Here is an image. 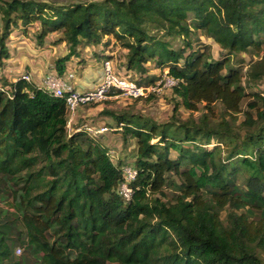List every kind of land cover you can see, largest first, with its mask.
Listing matches in <instances>:
<instances>
[{
  "label": "trees",
  "instance_id": "16d2710c",
  "mask_svg": "<svg viewBox=\"0 0 264 264\" xmlns=\"http://www.w3.org/2000/svg\"><path fill=\"white\" fill-rule=\"evenodd\" d=\"M0 13V63L13 30L38 22V45L53 33L68 44L59 75L80 44L102 45L94 55L105 60L114 40L129 70L151 61L168 69L175 110L204 109L181 122L117 116L123 140L137 141L127 200L122 164L97 136L69 130L65 97L0 76V264H264V93L248 92L230 64L235 53L264 50V0H0ZM193 30L228 55L193 49ZM247 78H264L263 56ZM217 103L224 116L213 119Z\"/></svg>",
  "mask_w": 264,
  "mask_h": 264
},
{
  "label": "rangeland",
  "instance_id": "374dc122",
  "mask_svg": "<svg viewBox=\"0 0 264 264\" xmlns=\"http://www.w3.org/2000/svg\"><path fill=\"white\" fill-rule=\"evenodd\" d=\"M50 1V0H46ZM56 2L67 4L71 3L77 0H54ZM2 26L1 22V13H0V28ZM39 26V23H34L32 25H29L27 30V37L30 38V41L28 43V51H30L29 48H33L35 45L36 47L38 44L36 43L35 39V32L37 30V27ZM24 29L20 26L13 30V33L11 34L9 41H7L8 45H11L10 40L13 39L12 36L15 35V33H19L20 31H23ZM153 32V30H151ZM155 34L161 35L162 32H154ZM21 34V33H20ZM22 34H24L22 32ZM59 34V33H55ZM113 39L112 36H105L104 40L110 41V39ZM115 39V38H114ZM8 40V39H7ZM190 41L193 49L195 50H204L206 47L211 48L212 58L215 60L217 59H223L228 54L227 51L220 47V45L210 36L205 34L204 32L200 30H193L190 35L186 37V42ZM31 42V43H30ZM174 43L179 46L184 45V41L182 37H176L174 39ZM118 46L115 47L116 54L112 55L113 59V66L115 67V70L117 74L119 75H130V79L138 82L142 86H147L154 88V90H151L146 95H142L140 97L131 96L128 94H124L121 92L110 94L108 97L94 101L88 104H85L84 108V115L89 113L91 115L87 116L84 122H87L88 124L98 127L101 124H106L111 128H114V130L110 131L109 134V141L112 145V149L107 150L110 156L112 157L113 161L120 162L122 164V167L125 166H134L135 165V158L137 153V141L132 138H128L127 141L123 140L121 130L117 131L120 127V124L117 122V116L123 115V114H138L149 117L151 120H153L156 123H162L167 121H176L179 120L185 121L187 119H198L201 113L204 111L202 108V104L200 105V110L191 112L184 108L182 105H179L178 109L175 110V104L178 101V97L174 94L172 85H170V82H168L166 79L168 74V69L165 68L164 70H161L155 62L151 61L146 64L147 71L141 72L139 70H129L126 67V60L125 55L127 53V49L123 46H121L120 43H116ZM41 46V45H40ZM189 52V48H186V53ZM264 57V50L259 54L256 55L252 51L248 52H242V53H235L230 56V64L233 67L240 68L244 75V83L246 84V90L250 93L254 91H262L264 93V78H262L257 84L249 82L247 78L248 70H249V64L257 60L260 57ZM8 58H4L3 62H6ZM74 61V59H73ZM70 64V63H69ZM1 65V63H0ZM153 77V80L151 81L150 78ZM163 79H165L163 81ZM161 84L159 85V83ZM251 97L249 96L246 100H249ZM245 106V104H244ZM216 112L214 115H212L213 119H220L224 116L223 108L220 103H217ZM241 119L243 118L242 115H240ZM89 119H92V121H89ZM91 122V123H89ZM154 142L157 141V138L153 140ZM213 146V142L211 141L208 144V147ZM170 155L172 157H177L178 152L177 151H171ZM176 178V177H175ZM8 204L0 199V208H6ZM225 214V212H224ZM223 214V215H224ZM24 254V248L21 245H18L16 247V256L21 257ZM262 256L264 259V252H262Z\"/></svg>",
  "mask_w": 264,
  "mask_h": 264
},
{
  "label": "crops",
  "instance_id": "0c3cea01",
  "mask_svg": "<svg viewBox=\"0 0 264 264\" xmlns=\"http://www.w3.org/2000/svg\"><path fill=\"white\" fill-rule=\"evenodd\" d=\"M12 37L13 39L10 41L13 44L8 45L10 56L6 62H2L0 65V76H3L8 81L13 82L24 74H29L32 83L40 86L48 77H56L66 89L85 90L94 87L102 78L104 58L94 55V51L103 49L102 45L95 46L92 43L85 42L80 44L78 46L79 55L72 56L66 62L65 72L59 75L56 68V60L66 55L69 51L68 44L65 41L54 43L55 39L61 37L60 34H50L43 45H38L37 47L35 45L33 48H29L30 51L26 47L30 41V38L26 34H22V31H20ZM117 46L115 41L112 40L102 53L110 54L111 56L115 55V47ZM124 59L126 60V55ZM84 108L85 104L77 108L68 123L70 131H76L84 125H90L84 122L85 119L83 118L91 115L89 113L84 115ZM89 121H92V119H89ZM103 126L108 127V130L100 133L97 138L109 150L112 149V145L109 141L108 133L114 130V128L109 127L105 123L98 127Z\"/></svg>",
  "mask_w": 264,
  "mask_h": 264
},
{
  "label": "built area",
  "instance_id": "2783aa9c",
  "mask_svg": "<svg viewBox=\"0 0 264 264\" xmlns=\"http://www.w3.org/2000/svg\"><path fill=\"white\" fill-rule=\"evenodd\" d=\"M22 77L27 81H31L29 74H24ZM166 78V80L170 82V85L172 86L177 82V80L169 74H167ZM164 80L165 79H163V81ZM160 84L161 82L159 85ZM40 86L56 96L66 98L69 109L68 123L80 105L102 100L113 93L120 94L123 92L124 94L140 97L142 95L148 94V92L151 90H154V88L139 85L136 81L130 79V75L117 74L115 67L113 66V60L111 58L103 60L102 78L92 88L85 90H77L74 88L66 89L61 81L56 77H48ZM81 128L86 129L93 136H98L100 133L108 130V127L106 126L95 127L92 125H84ZM123 173L125 179L119 187V193L128 200L131 198L133 193L130 182L135 180L137 169L134 166H125L123 167Z\"/></svg>",
  "mask_w": 264,
  "mask_h": 264
}]
</instances>
